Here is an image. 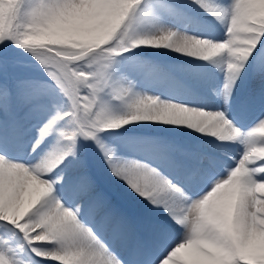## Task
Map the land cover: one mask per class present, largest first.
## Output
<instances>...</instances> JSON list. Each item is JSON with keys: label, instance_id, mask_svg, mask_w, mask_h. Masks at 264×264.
I'll use <instances>...</instances> for the list:
<instances>
[{"label": "snow or ice", "instance_id": "snow-or-ice-1", "mask_svg": "<svg viewBox=\"0 0 264 264\" xmlns=\"http://www.w3.org/2000/svg\"><path fill=\"white\" fill-rule=\"evenodd\" d=\"M0 264H264V0H0Z\"/></svg>", "mask_w": 264, "mask_h": 264}, {"label": "bare ground", "instance_id": "bare-ground-1", "mask_svg": "<svg viewBox=\"0 0 264 264\" xmlns=\"http://www.w3.org/2000/svg\"><path fill=\"white\" fill-rule=\"evenodd\" d=\"M167 129H168V126H162L158 128L141 129L140 131L147 133V134H151V135L164 136V137H175V138H179L184 141L188 139L189 135L187 133H174V132H169Z\"/></svg>", "mask_w": 264, "mask_h": 264}]
</instances>
